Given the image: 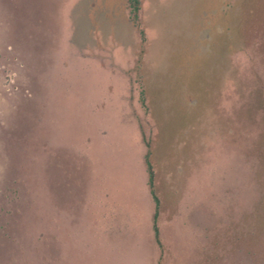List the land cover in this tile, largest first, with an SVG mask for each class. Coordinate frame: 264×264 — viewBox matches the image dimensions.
I'll list each match as a JSON object with an SVG mask.
<instances>
[{
	"label": "rangeland",
	"instance_id": "rangeland-1",
	"mask_svg": "<svg viewBox=\"0 0 264 264\" xmlns=\"http://www.w3.org/2000/svg\"><path fill=\"white\" fill-rule=\"evenodd\" d=\"M238 2L0 0V264H264V17L237 33Z\"/></svg>",
	"mask_w": 264,
	"mask_h": 264
},
{
	"label": "trees",
	"instance_id": "trees-1",
	"mask_svg": "<svg viewBox=\"0 0 264 264\" xmlns=\"http://www.w3.org/2000/svg\"><path fill=\"white\" fill-rule=\"evenodd\" d=\"M128 1V5L130 7V12L132 14V18H136L138 16V11L140 9V0H127ZM259 2H261V0H239V4H238V17L237 20L234 22L235 23V31L238 33V30L241 29L242 23H247L251 20H256L253 16V14L255 15V11L257 10L256 8H260ZM246 6V8L244 6ZM264 0H262V17H264ZM255 12V13H254ZM244 27V26H242ZM234 31V32H235ZM228 40V39H227ZM202 49V48H201ZM207 49H209L207 47ZM210 50V49H209ZM201 52V51H200ZM205 52H201L200 55H204L205 56ZM138 75H142L141 72H139ZM140 76H138L139 78ZM145 89L142 87L140 90V101L142 104H144V100H145ZM148 144V143H147ZM150 149H147L145 155H144V161H145V166H146V170H147V174H148V185L150 188V192L152 194V198L154 201V214H153V218H154V224H153V231H154V236L155 239L159 242V233H158V226L155 224V220L157 217V212H158V206H159V202L160 199L155 191L154 188V167L152 165L151 159H150Z\"/></svg>",
	"mask_w": 264,
	"mask_h": 264
},
{
	"label": "crops",
	"instance_id": "crops-1",
	"mask_svg": "<svg viewBox=\"0 0 264 264\" xmlns=\"http://www.w3.org/2000/svg\"><path fill=\"white\" fill-rule=\"evenodd\" d=\"M150 189V188H149Z\"/></svg>",
	"mask_w": 264,
	"mask_h": 264
}]
</instances>
